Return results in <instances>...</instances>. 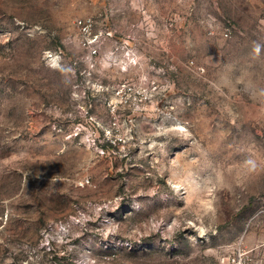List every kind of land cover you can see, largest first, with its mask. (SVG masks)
<instances>
[{"label": "rangeland", "instance_id": "rangeland-1", "mask_svg": "<svg viewBox=\"0 0 264 264\" xmlns=\"http://www.w3.org/2000/svg\"><path fill=\"white\" fill-rule=\"evenodd\" d=\"M263 102L264 0H0V264H264Z\"/></svg>", "mask_w": 264, "mask_h": 264}, {"label": "built area", "instance_id": "built-area-1", "mask_svg": "<svg viewBox=\"0 0 264 264\" xmlns=\"http://www.w3.org/2000/svg\"><path fill=\"white\" fill-rule=\"evenodd\" d=\"M224 37L228 38V37H229V35L226 33V34L224 35ZM261 110H262V117H263V120H264V102H263V105H262V108H261ZM221 264H225V263H224V262H222Z\"/></svg>", "mask_w": 264, "mask_h": 264}]
</instances>
